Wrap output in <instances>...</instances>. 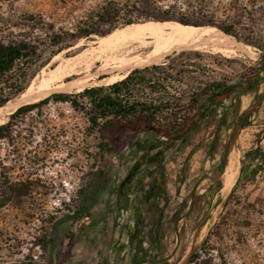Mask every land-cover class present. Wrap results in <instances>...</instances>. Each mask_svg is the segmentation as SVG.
Masks as SVG:
<instances>
[{
  "label": "rangeland",
  "instance_id": "1",
  "mask_svg": "<svg viewBox=\"0 0 264 264\" xmlns=\"http://www.w3.org/2000/svg\"><path fill=\"white\" fill-rule=\"evenodd\" d=\"M104 1L0 0V41H27L37 46L34 57L20 59L11 71L0 76V98L17 86L25 90L31 80L37 81L44 69L48 70L60 59L85 49L90 40L102 36L93 34L76 39L70 47L52 54L55 48L49 43V31L45 27L52 24L56 31L59 28L71 31L80 19ZM177 2L187 12L193 9L190 12L197 20L210 19L219 26L229 27L235 36L229 35L250 45L251 50L222 53L207 46V50L186 49L164 57L159 63L164 69L145 72V79L136 80L132 89L134 98L146 102L154 100L155 104L160 101L162 117L191 112L190 92L199 87L202 80L231 84L264 55V0ZM110 27L106 24L100 28L110 30ZM76 43L78 45L74 46ZM56 54L58 56L54 57ZM64 92L77 94L79 91ZM52 94L47 95V101L39 107L13 119L8 115L3 122L11 120L8 136L0 138L2 264L28 261L46 264L47 246L43 247L42 243L50 238L54 222L62 220V215L71 209L112 206L118 173L137 153L125 134L120 135L111 151L100 147L96 128L89 123L84 111ZM165 102L166 105H162ZM220 112L219 108L214 114ZM225 120L220 130V139L224 141V147L218 150L221 155L217 153L212 157L206 147L215 121L195 134L187 144L171 142L172 146L166 145L170 146L166 160L171 198L168 210L183 208L182 219L177 224L184 227V235L181 240H176L175 227L164 230L167 233L161 236L156 264H176L181 243L186 251L193 240L199 245V259L207 258V264H264V171L244 156L264 130V72L256 89L241 94L238 106L231 108ZM238 120L242 121L240 126L243 124V127L226 150ZM140 139L139 142H143ZM231 156L237 158L233 169L229 166ZM219 164L223 169L216 173L214 168ZM225 167L235 180L222 192ZM216 180H220L219 186H216ZM81 188L83 193L78 192ZM201 223L202 231L198 233ZM191 264H197V261Z\"/></svg>",
  "mask_w": 264,
  "mask_h": 264
},
{
  "label": "trees",
  "instance_id": "2",
  "mask_svg": "<svg viewBox=\"0 0 264 264\" xmlns=\"http://www.w3.org/2000/svg\"><path fill=\"white\" fill-rule=\"evenodd\" d=\"M192 10L190 9L187 12L177 0L170 2L167 0H126L124 2L105 0L80 19L71 31L60 28L56 31L52 24L45 28L49 31V43L55 48L51 51L52 54L70 47L76 39L88 38L93 34L104 35L117 25H126L133 23V21L142 20H174L181 24L195 26L213 24L224 33L227 32L226 34L235 36L229 27L219 26L213 20H197L194 14L190 12ZM106 24L111 25L110 30L100 28ZM36 51L37 46L27 41H0V76L11 71L14 64L20 59L34 57ZM163 69V64L135 68L121 80L107 86L85 87L77 94L58 92L53 93L51 96L61 101H70L73 106L83 110L89 123L96 128L100 139V147L107 151L112 150L111 146L120 138L121 134H125L132 142L139 136H152L156 144L173 140H177L181 144H187L195 134L210 127L212 122L215 121L212 124L214 131L211 140L206 146L207 152L215 157L217 153H220L218 150L220 151L224 147V141L220 139V130L225 125L226 115L231 108L238 106V99L241 94L256 89L264 72V56L260 58L256 65L242 72L238 79L231 84L219 80H202V84L199 87L192 88L190 92L188 102L192 108L191 112L182 116L162 117L160 116V101L155 104L156 101L154 100L146 102L133 97L132 89L136 80L143 81L145 72ZM1 90L2 87L0 86ZM23 90L24 87L17 86L8 94H3L0 98V105ZM48 97L18 107L10 114V118L13 119L23 112L39 107L47 101ZM71 97H78L80 100L71 99ZM162 105H166V102ZM219 108L221 109L220 114L215 115V110ZM10 121L0 124V138L8 136ZM241 127H243V124H241ZM244 156L255 162L258 151L251 148L244 152ZM214 169L216 173H221L223 166L219 164ZM256 169L255 167L254 170ZM219 184L220 180H216V186H219ZM83 191V188L78 190L79 193H83ZM176 219L177 214L172 217L171 222L162 226V231L174 229ZM49 242H51V238L42 243L43 247H46ZM193 257H191V262ZM24 264L34 263L28 261Z\"/></svg>",
  "mask_w": 264,
  "mask_h": 264
},
{
  "label": "bare ground",
  "instance_id": "3",
  "mask_svg": "<svg viewBox=\"0 0 264 264\" xmlns=\"http://www.w3.org/2000/svg\"><path fill=\"white\" fill-rule=\"evenodd\" d=\"M226 33L212 25L195 26L174 20L137 21L113 29L90 40L85 49L63 59L58 57L60 60L48 70L44 69L37 81L31 80L18 96L0 105V124L18 107L37 102L52 92L72 89L80 92L87 86L108 85L121 80L132 69L159 64L171 53L186 49L207 50V46L222 53L251 50L250 45ZM236 159L229 158L231 169ZM224 175L230 187L234 178L230 172Z\"/></svg>",
  "mask_w": 264,
  "mask_h": 264
},
{
  "label": "crops",
  "instance_id": "4",
  "mask_svg": "<svg viewBox=\"0 0 264 264\" xmlns=\"http://www.w3.org/2000/svg\"><path fill=\"white\" fill-rule=\"evenodd\" d=\"M124 200L116 208L106 204L63 214L54 222L46 264H156L160 250L150 239L151 215Z\"/></svg>",
  "mask_w": 264,
  "mask_h": 264
},
{
  "label": "flooded vegetation",
  "instance_id": "5",
  "mask_svg": "<svg viewBox=\"0 0 264 264\" xmlns=\"http://www.w3.org/2000/svg\"><path fill=\"white\" fill-rule=\"evenodd\" d=\"M140 138L143 139V142H139L141 140ZM171 142L179 141L173 140L156 144L152 136L137 137L133 142L134 148L137 149L136 156L123 168L121 173H118L113 186V193L115 194L113 206L115 208L119 205V199L124 197L125 200L123 203L125 206H130L131 208H146L145 210L150 213V239L158 251L161 245V236L167 233V231H162V226L171 222L175 214H177L175 226L176 240L177 238L181 240L184 235V227L181 226L182 224L180 226L177 224L182 219L181 210L183 208H178V211L168 210L169 205H171V198L168 194L166 160L170 153L167 152L170 146L168 147L166 145H169ZM173 149L177 151L175 147ZM202 226V223L198 225V233H201ZM181 244L177 261L187 251H185L184 244ZM198 251L199 245L196 246L191 254V257L194 256L192 262L197 261V264H207V258L203 260L199 259ZM153 255L154 253H150V257ZM190 260L188 264L192 263Z\"/></svg>",
  "mask_w": 264,
  "mask_h": 264
},
{
  "label": "water",
  "instance_id": "6",
  "mask_svg": "<svg viewBox=\"0 0 264 264\" xmlns=\"http://www.w3.org/2000/svg\"><path fill=\"white\" fill-rule=\"evenodd\" d=\"M240 122H241V120H238L234 124L232 132H231V134H230V136L228 138L227 144H226V150L229 149V147L233 144L234 140L236 139V137L238 135V132H239V130L241 128ZM225 172L227 174H229L228 167H225ZM221 187H222L221 188L222 192H225L227 190V188H228V180L223 181ZM196 246H197V242L195 240H193L191 246L188 248V250L185 252V254L176 262V264H188L189 260H190V257H191V254L194 251V249L196 248Z\"/></svg>",
  "mask_w": 264,
  "mask_h": 264
},
{
  "label": "built area",
  "instance_id": "7",
  "mask_svg": "<svg viewBox=\"0 0 264 264\" xmlns=\"http://www.w3.org/2000/svg\"><path fill=\"white\" fill-rule=\"evenodd\" d=\"M253 148L258 151V156L255 159L256 164L260 170L264 171V130H262L256 137Z\"/></svg>",
  "mask_w": 264,
  "mask_h": 264
}]
</instances>
